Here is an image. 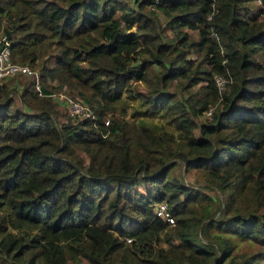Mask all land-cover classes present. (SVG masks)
Wrapping results in <instances>:
<instances>
[{"label":"trees","instance_id":"16d2710c","mask_svg":"<svg viewBox=\"0 0 264 264\" xmlns=\"http://www.w3.org/2000/svg\"><path fill=\"white\" fill-rule=\"evenodd\" d=\"M247 1L0 0L12 58L92 109L59 122L32 78L0 82V264H221L236 239L255 248L226 264H264V16Z\"/></svg>","mask_w":264,"mask_h":264},{"label":"rangeland","instance_id":"374dc122","mask_svg":"<svg viewBox=\"0 0 264 264\" xmlns=\"http://www.w3.org/2000/svg\"><path fill=\"white\" fill-rule=\"evenodd\" d=\"M127 2L131 3V0H126ZM247 7H248V11L249 13H252L254 15H256L258 18L261 16H264V10L263 11H259V9H257V7L261 8L263 7V5L260 4V2H257V0H249L247 1ZM261 6V7H260ZM190 34L192 37H197V33L195 30H190ZM36 69H39L40 66L38 64H34L33 65ZM16 77L18 78V82L20 81L22 83L23 80L27 79L28 77L26 76H21V75H16ZM11 78V77H8ZM44 83H48L49 85V89L51 90V92H53V95L51 96V98H53V101L55 100V106L53 107L54 110V114L56 115V119L57 121H62L65 119H73V115H70L71 113L68 112L67 107L65 105V101L60 98V88L55 84V82L53 80H49L46 77H43ZM7 81V78H3L0 79V82H5ZM15 85H17L16 89L19 90L20 89V85L18 83H16ZM137 87L142 88V83H138ZM172 85H170L169 88L172 89ZM63 90V89H62ZM64 91V90H63ZM67 95L69 96H75L78 95L77 93H75L73 90H71L70 88L66 87V91H64ZM16 96V95H15ZM64 101V102H63ZM129 110V107L127 108ZM92 110V109H91ZM127 111V110H126ZM207 113V112H206ZM205 113V114H206ZM205 114H201L200 116L197 117V119H203L205 118ZM78 114H76L77 116ZM208 115V114H207ZM79 116V115H78ZM127 116V115H126ZM196 131V129L194 130ZM177 171L180 170L183 179L192 184V185H196L199 188H201L202 190L206 191L209 194H215V192L212 189L203 187L202 184L200 182H202L203 177L202 174L200 172L199 169L197 168H192V169H188V170H184L183 166H177L176 168ZM139 189L141 191H143L145 189V186L143 185V183L139 184ZM224 195H221V199L224 200ZM206 232L208 235L210 236H215L216 235V229L212 226H206L205 227ZM197 233L198 235L200 234V231L197 229ZM255 248V245L252 243V240L250 239H236L235 240V245L232 249V252L229 256H227L221 264H226L228 261H231L233 259H239L242 257V255L252 249ZM264 256V255H263ZM68 262L70 264H87V262L85 261L84 258H71L68 260Z\"/></svg>","mask_w":264,"mask_h":264},{"label":"built area","instance_id":"2783aa9c","mask_svg":"<svg viewBox=\"0 0 264 264\" xmlns=\"http://www.w3.org/2000/svg\"><path fill=\"white\" fill-rule=\"evenodd\" d=\"M214 11L215 10L212 9L207 16H211ZM13 75H21L32 78L33 87L35 88L37 94L53 95V92L46 93L42 91L39 80V69H36L33 65H30L27 62L14 60L12 58L9 40L4 33L0 32V79L8 78ZM215 77L217 83L221 86L223 78L219 75H215ZM59 94L61 100L63 99L65 101V105L69 113L78 115L81 114L82 116L92 115L91 110H89V108L77 98L67 95L62 89H60ZM104 122H107V119H105ZM154 213L167 223H173L174 221L173 214L168 209L164 201L160 200L154 204Z\"/></svg>","mask_w":264,"mask_h":264},{"label":"crops","instance_id":"0c3cea01","mask_svg":"<svg viewBox=\"0 0 264 264\" xmlns=\"http://www.w3.org/2000/svg\"><path fill=\"white\" fill-rule=\"evenodd\" d=\"M257 2H258V0H257Z\"/></svg>","mask_w":264,"mask_h":264}]
</instances>
